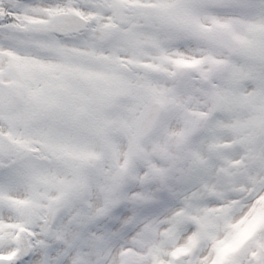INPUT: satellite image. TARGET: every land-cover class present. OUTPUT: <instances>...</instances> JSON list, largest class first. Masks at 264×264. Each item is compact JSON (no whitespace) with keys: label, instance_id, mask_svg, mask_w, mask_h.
<instances>
[{"label":"snow or ice","instance_id":"1","mask_svg":"<svg viewBox=\"0 0 264 264\" xmlns=\"http://www.w3.org/2000/svg\"><path fill=\"white\" fill-rule=\"evenodd\" d=\"M0 264H264V0H0Z\"/></svg>","mask_w":264,"mask_h":264}]
</instances>
